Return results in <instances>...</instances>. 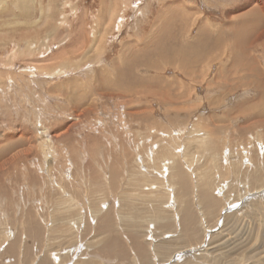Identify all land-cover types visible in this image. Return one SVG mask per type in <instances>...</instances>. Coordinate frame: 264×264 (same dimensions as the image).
<instances>
[{
	"label": "rangeland",
	"instance_id": "obj_1",
	"mask_svg": "<svg viewBox=\"0 0 264 264\" xmlns=\"http://www.w3.org/2000/svg\"><path fill=\"white\" fill-rule=\"evenodd\" d=\"M0 264H264V0H0Z\"/></svg>",
	"mask_w": 264,
	"mask_h": 264
},
{
	"label": "bare ground",
	"instance_id": "obj_2",
	"mask_svg": "<svg viewBox=\"0 0 264 264\" xmlns=\"http://www.w3.org/2000/svg\"><path fill=\"white\" fill-rule=\"evenodd\" d=\"M252 8V7H251ZM254 9V8H253ZM254 10H256V9H254ZM179 11V10H178ZM256 12H258L257 10L255 11V13ZM163 14V13H162ZM161 14V15H162ZM256 16V15H255ZM258 16V15H257ZM159 17H161V16H159ZM251 18V17H250ZM258 17H256V19H257ZM253 19V18H252ZM259 19V18H258ZM240 22L239 23H242V22H244V20L242 19V20H239ZM260 21V20H259ZM232 22V21H231ZM246 23H248L247 22V20L245 21ZM233 24V23H232ZM250 23H248V25H249ZM258 23L255 21V23L252 25L253 27H258V25H257ZM262 24V23H261ZM250 26V25H249ZM245 26L244 25H242L241 24V27H239L238 29H237V31L236 32H234V35H235V40L234 41H237L236 43H232L231 45H230V49H240V48H238L241 44L242 45H251L250 43L252 42H249V40H250V38L252 37V36H254V34H252L251 35V37L249 38V33L247 32V34H244V33H239V31L241 30V29H243ZM259 28H261V27H259ZM171 30H172V28H171ZM207 30V29H206ZM205 32L203 31V32H201V34H199L200 35V38H199V44L200 45H205L207 42H210L211 43V41H214V40H206V39H203L202 40V37H201V35L202 34H204ZM253 33V32H252ZM260 33V32H259ZM178 35H179V39H181V37L183 36V35H185V34H180L179 32H178ZM256 37V36H255ZM254 37V38H255ZM242 38V39H241ZM248 38H249V40H248ZM260 38V37H259ZM259 38H257V39H259ZM238 39H239V41H238ZM201 40H202V43H201ZM241 40V41H240ZM233 41V42H234ZM258 41V40H257ZM173 42V40L171 41V42H169L170 44ZM186 42V40L184 41V43H179V42H177V44H179L181 47H183L184 49H189V45H188V43H185ZM241 43V44H240ZM173 44V43H172ZM175 47V46H174ZM179 47V46H178ZM178 47H175V48H178ZM170 49V48H169ZM180 49V48H179ZM171 52V51H170ZM173 52V51H172ZM175 52V51H174ZM178 52V51H177ZM180 52V51H179ZM182 55V54H181ZM183 56V55H182ZM186 56V55H185ZM169 57V56H168ZM171 58V57H170ZM174 58V57H173ZM194 61V60H193ZM186 64H184V66H185ZM250 65H251V69L254 71V69L253 68H255L256 69V67H254L253 65H252V63H250ZM184 66H182V68L184 67ZM242 68V67H241ZM257 70V69H256ZM252 71V72H253ZM258 73H259V71H258ZM259 75V74H258ZM252 81V80H251ZM102 85V84H101ZM247 111V110H246ZM198 131V130H197ZM175 173V172H174ZM179 173H181L180 171H178L177 172V175L179 174ZM182 175V174H181ZM173 177H177V176H173ZM179 177H180V175H179ZM181 178V177H180ZM183 179L184 178H182V182L181 181H179V183L181 182V183H183L184 184V182H185V180H184V182H183ZM199 180H200V178H199ZM203 181V180H202ZM203 183V186H204V188L206 187V186H208L207 185V182H206V184L204 183V182H202ZM202 183H200V184H202ZM188 184V183H187ZM206 186H205V185ZM202 186V185H201ZM182 187V186H181ZM199 187V186H198ZM184 188H185V186H184ZM202 188V187H201ZM185 191V190H184ZM204 192V191H203ZM184 193V192H183ZM204 195H205V193H203ZM184 196V195H183ZM203 196V195H202ZM208 196H210L209 194H208ZM204 197V196H203ZM205 197H207V194H206V196ZM211 197V196H210ZM182 200V199H181ZM205 200H206V198H205ZM211 200V199H210ZM205 202V201H204ZM209 207V206H208ZM209 209V208H208ZM184 218H185V215L183 216V221H184Z\"/></svg>",
	"mask_w": 264,
	"mask_h": 264
},
{
	"label": "crops",
	"instance_id": "obj_3",
	"mask_svg": "<svg viewBox=\"0 0 264 264\" xmlns=\"http://www.w3.org/2000/svg\"><path fill=\"white\" fill-rule=\"evenodd\" d=\"M234 40H235V39H234ZM234 40H233V41H234ZM233 41H232L230 44H232V43H233ZM215 43H216V41H215Z\"/></svg>",
	"mask_w": 264,
	"mask_h": 264
}]
</instances>
